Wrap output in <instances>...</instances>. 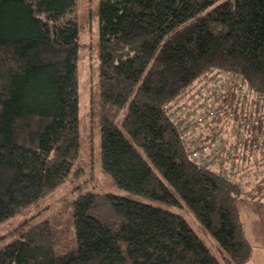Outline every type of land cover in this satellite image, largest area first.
I'll return each mask as SVG.
<instances>
[{
    "label": "trees",
    "instance_id": "16d2710c",
    "mask_svg": "<svg viewBox=\"0 0 264 264\" xmlns=\"http://www.w3.org/2000/svg\"><path fill=\"white\" fill-rule=\"evenodd\" d=\"M76 8L0 0V225L63 186L80 158ZM98 14L102 169L149 202L87 192L71 204L66 245L55 220H26L0 264H223L182 206L224 264H247L238 204L259 205L189 161L167 113L208 72L264 92V0H100Z\"/></svg>",
    "mask_w": 264,
    "mask_h": 264
},
{
    "label": "built area",
    "instance_id": "2783aa9c",
    "mask_svg": "<svg viewBox=\"0 0 264 264\" xmlns=\"http://www.w3.org/2000/svg\"><path fill=\"white\" fill-rule=\"evenodd\" d=\"M187 158L264 207V92L225 70L200 76L169 107Z\"/></svg>",
    "mask_w": 264,
    "mask_h": 264
},
{
    "label": "rangeland",
    "instance_id": "374dc122",
    "mask_svg": "<svg viewBox=\"0 0 264 264\" xmlns=\"http://www.w3.org/2000/svg\"><path fill=\"white\" fill-rule=\"evenodd\" d=\"M99 4L100 0H77L75 13L79 26L77 81L82 134V151L78 163L71 177L58 190L47 195L38 204L32 206L28 210L22 211L17 216L0 225V247L14 240L18 235L17 230H20L21 225L26 220L32 219H34V221L44 219L55 220L58 227L57 231L60 233L61 239H59L62 242L60 245H66L65 242H68V239L72 237V227L70 223L71 204L79 196L87 192H113L149 202L148 199L116 188L110 177H108L102 169L99 128ZM122 115L123 114H120L117 121L122 118ZM172 209L182 213L189 220L191 226L206 238L213 254L224 264L218 245L201 228L186 207L182 206ZM256 209L264 210V207H259L244 201L238 204V210L240 211L242 223L245 226L247 234H254V232H256V224L260 222ZM64 237L67 238V240ZM253 242L258 244L256 241ZM261 242L262 243L258 246H263V248L253 247L252 258L255 255L257 259L263 261L264 242L262 240Z\"/></svg>",
    "mask_w": 264,
    "mask_h": 264
},
{
    "label": "crops",
    "instance_id": "0c3cea01",
    "mask_svg": "<svg viewBox=\"0 0 264 264\" xmlns=\"http://www.w3.org/2000/svg\"><path fill=\"white\" fill-rule=\"evenodd\" d=\"M256 211H257V214H258V216L260 218V222L258 224H256V228L254 227L257 233L254 232V234H247L244 224H243V229H244V233H245V236H246L247 240L250 242V244L253 247L263 248V246L259 247L258 245L262 243L261 240L264 242V236H263V231H264V210L256 209ZM255 238H257V239H255ZM253 241L258 242V244H255ZM255 245H257V246H255ZM247 264H264V260L260 261L254 255L253 258H251V260Z\"/></svg>",
    "mask_w": 264,
    "mask_h": 264
}]
</instances>
